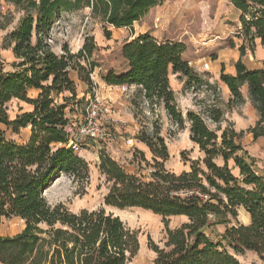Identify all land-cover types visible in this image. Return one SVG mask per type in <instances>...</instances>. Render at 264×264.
Returning a JSON list of instances; mask_svg holds the SVG:
<instances>
[{
	"label": "trees",
	"instance_id": "1",
	"mask_svg": "<svg viewBox=\"0 0 264 264\" xmlns=\"http://www.w3.org/2000/svg\"><path fill=\"white\" fill-rule=\"evenodd\" d=\"M163 1L4 0L21 15L2 43L14 56L11 69L5 70L0 61V125L5 126L0 129V223L3 218H19L24 228L12 236L0 235V264H127L136 255L138 235L119 216L103 207L72 212L65 203L50 204L44 195L62 174L78 185L79 194L85 193L89 163L69 144L72 135L66 109L79 102L72 71L93 95L91 74L96 64L90 59L97 50L89 37L76 54L66 47L58 54L50 46L49 35L64 14L84 9L104 26L132 29L134 22ZM230 2L240 12L238 37L242 43L235 74L224 70L220 74V81L230 91L227 103L221 100L218 86L203 80L183 58L185 44L161 42L149 32L122 45L124 71L109 70L102 77L108 85L136 87L130 99L140 125L135 138L152 155L149 163L139 153L141 161L151 167L145 179L127 172L104 149L99 151L97 167L108 185L105 205L140 208L164 218H187L172 229L165 221L164 246H151L156 253L153 264H239L228 249L235 254L253 251L264 260V175L257 172L254 159L240 143L244 131L236 132L224 118L226 110L245 103L241 88L246 84L258 114L247 132L254 140L264 136V61L262 68L249 69L241 60L247 49L253 50L255 39L264 47V0ZM13 21L10 10L0 13L1 30ZM105 35H110L108 30ZM173 74L185 78L187 90L204 88L200 91L204 98L185 116L170 85ZM30 90L36 91L34 97L29 96ZM14 99L30 109L11 118L9 103ZM145 105L152 112L161 108L179 129L188 128L190 140L203 155L186 159L188 170L176 173L166 168L170 153L161 135V118L156 114L155 120H149ZM25 128L29 135L22 142L5 134L7 130L19 134ZM239 207L249 214L250 222L226 227L220 240L213 241L205 230L214 223H226V215L236 217ZM219 214L224 215L222 220L216 219Z\"/></svg>",
	"mask_w": 264,
	"mask_h": 264
},
{
	"label": "rangeland",
	"instance_id": "2",
	"mask_svg": "<svg viewBox=\"0 0 264 264\" xmlns=\"http://www.w3.org/2000/svg\"><path fill=\"white\" fill-rule=\"evenodd\" d=\"M195 1L196 2L191 6H197L196 11L198 12L201 23H205L206 26L209 24L210 26L206 27V31L200 40L196 42L191 41V44L188 45V43H184V39L181 38V36L180 38L176 37L179 36V34L169 36L162 32H156L158 34L157 40L162 42L180 39L178 42L185 44L186 49L189 47L190 50H192L190 61H188L192 63H196L195 56L198 55L216 57L220 49L223 47H230L231 42L240 46L242 39L238 37V34L241 32V23L240 27H238V11L234 9L230 0ZM9 10L13 13L14 21L7 29H0V61L4 64L5 70L11 69L10 63L14 61V56L10 48H3V38L6 32L10 31L16 25L21 14L16 12L12 6L7 5L4 0H0V13L3 14ZM183 18L184 17L181 16V19ZM144 21L145 17L136 21L132 29L104 26L98 20L90 18L89 10L84 9L64 14L61 19L53 25L49 35L50 46L52 50L58 54L62 53V47H66L71 53L76 54L82 48L87 38L92 37L94 39L97 50L94 51L90 59L91 62L96 64L94 72L91 74V79L94 82L93 93H98L103 100L107 101L111 110L101 119V123L107 132V138L97 141L83 139L79 140L78 143L77 153L89 163L90 170V177L85 187V193L79 194L78 185L74 183L69 176L62 174L45 190V197L52 205L59 202L65 203L72 212H79L82 209L93 210L103 207L107 212H112L119 216L124 224L131 230H134L138 235L139 249L136 255L127 264H153L156 253L152 250L151 246L154 244L159 247L164 246L166 241L165 221L171 229L187 221V218L184 216L164 218L161 215L140 208L118 209L106 206L104 203L108 185L97 167L99 162V151L101 149H104L107 154L121 164L129 173H137L138 175L144 176L146 179L151 170L149 165L141 161V155L139 153L142 152L149 163H152V155L149 149L146 146L143 147L141 145L142 142L135 138L137 133L135 135L132 133L134 123L131 119L130 108L122 102L123 96H120L118 102L115 103L112 98L103 95L102 91H100V87L103 88V86L106 87V85H108L102 80V77L105 76L109 70H113L116 74H119L125 69L126 61L121 57L122 45L126 41L132 40L137 35L141 34L140 32L145 29H152L154 27V23L150 24L146 22L144 25ZM106 30L110 33L108 37L105 35ZM149 31L150 30H148V32ZM196 50L199 51L196 52ZM201 63L203 62L198 64ZM193 69L197 72L207 71L202 68L198 69L193 67ZM72 72L71 76L77 77L75 78L77 84L75 81L74 82L79 102L69 104V107L66 109L67 117L70 119L71 134L76 131L78 123L82 121L81 119L84 115L86 105L89 98L92 96L90 92H85L83 96H79L83 92V87H86V91H88L89 86L78 78L75 71ZM182 83L178 82L179 88H176L179 101L183 99L181 95L184 94ZM79 85H82V87ZM115 86H121V90L123 91L122 94L127 92V85ZM202 89L204 88H201V90ZM201 90H194V92L188 90L195 105L198 100L204 98V94L200 92ZM35 94L34 91L29 92L30 97H34ZM126 94H128V92ZM131 96L132 95L129 94L126 98L130 101ZM82 98L84 99L81 100ZM182 102L183 101L179 104L181 105ZM29 109L30 106L28 104L16 99L9 103V115L11 118ZM156 114L161 118V135L164 137L170 153L169 159L165 162L166 168L176 173L188 170L189 161H186V159H201L203 155L199 152L198 147L190 140L187 128L179 129L165 117V112L161 108L156 107L155 111L152 112L145 105L144 115L149 120H155L157 118ZM183 114L185 116V113ZM135 122L138 124L136 119ZM228 124L233 125L231 122ZM208 125L211 129H215L214 124L208 122ZM139 126L138 124V127ZM0 129L5 130V126L0 125ZM5 134L8 138L22 142L28 138L29 128L22 129L19 134H11L8 130L5 131ZM243 209L242 207L237 209L236 217L226 215L224 219L227 220L226 223H214L205 230L206 234L213 241L217 242L220 240V235L224 232L226 227L247 222V212ZM223 218V214H219L216 217L217 220H222ZM23 228L24 222L21 219L3 218L0 223V235L12 236L19 233ZM228 250L235 256L239 264H264V260L253 251L245 250L241 254H235L231 249Z\"/></svg>",
	"mask_w": 264,
	"mask_h": 264
},
{
	"label": "crops",
	"instance_id": "3",
	"mask_svg": "<svg viewBox=\"0 0 264 264\" xmlns=\"http://www.w3.org/2000/svg\"><path fill=\"white\" fill-rule=\"evenodd\" d=\"M195 2V0H164L161 5L151 8L149 12L144 16L145 23L143 24L145 25L146 22H149L150 24L154 23V27L152 29L147 28L140 33H145L150 30V35L156 39L158 37V34L156 32H162L169 36L179 34V36L176 37L180 38L181 36V38L184 39V43L186 42L188 43V45L191 44V41L196 42L197 40H200V38L206 31V27L210 26L209 24L206 26L205 23H201L198 12L196 11L197 6H194L195 8L191 6ZM181 16H183L184 18L181 19ZM237 17H240L239 11L237 13ZM238 27H240V21ZM179 40L180 39L176 41ZM191 51L192 50H190V48L188 47L183 53V58L185 60L190 61ZM197 51L199 50H196V52ZM195 58L196 63L209 61V70L205 72H198V74L203 80L216 84L220 91L221 100L224 103H227L230 98V91L228 87L220 81V74L222 70H224V73L235 74L234 63L240 58L239 46L237 44H234V46L223 47L220 49V52L217 53L216 57H206L198 55L195 56ZM241 60L249 69H258L263 67L262 62L264 61V47L261 45L259 39H255L253 50L247 49L245 55L241 57ZM178 76L179 75L177 74H173L170 76V85L175 93L176 102L180 107L182 113H186L188 110H195L196 105L193 103L192 97L188 93V90L184 88L185 78H178ZM71 78L75 81V78L77 77L71 76ZM178 82H183L182 87L184 89V94L181 95V98L183 99H180V101L177 97L176 92V88H179ZM79 86L82 87V85ZM135 90V86H127L128 94H126L127 92L122 94L123 91L121 90V86L106 85V87H100V91H102L103 95L112 98L115 103L118 102V98L120 96H123L122 102L130 108L129 110L131 119L134 123V126L132 128L133 135L137 133L139 127L135 122L133 116V106L131 105L129 99L126 98V96L129 94L132 95ZM30 91H34L36 93L35 90ZM241 91L243 97L245 98V103L240 107L226 110L224 118L225 120L233 124L232 126L236 132L244 131V135L241 137L240 143L242 144L244 149L248 151L249 155L254 159V166L257 172L264 175V136L254 140L252 134L250 132H247L249 128L255 125L256 121L258 120V114L250 102L246 84L242 86ZM85 92L88 93V91H86V87H83V92L79 96H83ZM181 101L183 102L180 105L179 103ZM225 126L226 122L222 123V128H224ZM141 145L145 147L143 143H141ZM246 220L247 222H245L244 224H248L250 222L248 213L246 216Z\"/></svg>",
	"mask_w": 264,
	"mask_h": 264
},
{
	"label": "built area",
	"instance_id": "4",
	"mask_svg": "<svg viewBox=\"0 0 264 264\" xmlns=\"http://www.w3.org/2000/svg\"><path fill=\"white\" fill-rule=\"evenodd\" d=\"M188 64L192 68L209 70V61L201 64L188 62ZM190 90L194 92L192 88ZM110 110L111 108L107 101L103 100L98 93L94 92L86 105L84 115L81 119L82 121L78 123L76 131L71 134L72 137L69 144L75 151L78 150L79 140L91 139L97 141L107 138V132L101 123V119L104 115L108 114ZM70 129L71 128H69V130ZM209 217L213 218V215H209Z\"/></svg>",
	"mask_w": 264,
	"mask_h": 264
}]
</instances>
